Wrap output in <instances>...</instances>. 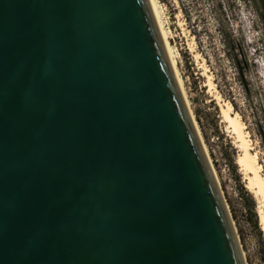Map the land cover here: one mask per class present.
Segmentation results:
<instances>
[{"label": "water", "instance_id": "1", "mask_svg": "<svg viewBox=\"0 0 264 264\" xmlns=\"http://www.w3.org/2000/svg\"><path fill=\"white\" fill-rule=\"evenodd\" d=\"M150 0H0V264H246Z\"/></svg>", "mask_w": 264, "mask_h": 264}, {"label": "rangeland", "instance_id": "2", "mask_svg": "<svg viewBox=\"0 0 264 264\" xmlns=\"http://www.w3.org/2000/svg\"><path fill=\"white\" fill-rule=\"evenodd\" d=\"M168 38L177 54V68L183 81L187 100L193 113L202 143L207 150L211 168L228 205L246 264H264V234L260 226L258 204L247 189V181L237 165L240 149L236 137L228 130L223 112L231 105L229 91L238 107L232 113L243 122L251 152L257 156L264 177V148L255 123L264 127V2L263 0H158ZM237 49L242 68L253 95L252 106L240 83L236 65L228 58L227 42ZM242 56V59H241ZM244 60L246 63H244ZM191 73L196 77L197 89ZM213 102V103H211ZM214 105L219 115L214 112ZM233 107V106H232ZM253 108V110H252ZM197 113L202 126L197 121ZM257 113V114H256ZM217 117V118H216ZM256 117V118H254ZM245 121L247 123H245ZM218 125L231 143L214 133ZM229 131V132H228ZM234 156L235 166L225 158ZM256 203L258 230L250 223L247 207L250 199ZM260 232L262 234H260ZM263 235V241L261 240Z\"/></svg>", "mask_w": 264, "mask_h": 264}, {"label": "bare ground", "instance_id": "3", "mask_svg": "<svg viewBox=\"0 0 264 264\" xmlns=\"http://www.w3.org/2000/svg\"><path fill=\"white\" fill-rule=\"evenodd\" d=\"M152 8L154 10L161 34L163 36L168 54L170 56L172 65L174 67L177 79L179 81L181 90L183 92L186 104L189 108L191 117L193 119V122L195 124V127L197 129V132L199 133L198 127H197V123L195 121V118L193 116V113L190 109V104L189 101L187 100L186 97V93H185V89L183 86V81L182 78L179 74L178 68H177V54L173 48V46L171 45L169 38H168V31L165 27V24L163 22V17H162V10H161V6L158 2V0H150ZM233 107L231 105H228L227 110H225L223 112V120L224 123L227 125L228 130L236 137L237 139V143L238 146L237 148L240 149V157L237 160V165L240 167V171L242 172V174L245 176L244 178L247 181V189L248 191L254 195L255 200L257 201V206H258V215L260 218V226H261V230L264 234V177L261 175V170L262 167L258 164V158L256 155H254L251 152L250 146L248 144V140L246 138V132L244 131L245 126L243 124V122L241 121L239 115L237 114H233L232 113ZM228 131V132H229ZM200 136V133H199ZM201 138V136H200ZM202 141V139H201ZM204 150L207 154V150L205 148V146L203 145ZM215 175V173H214ZM216 177V175H215ZM217 179V178H216ZM218 183V181H217ZM219 185V183H218ZM227 210H228V205L226 206ZM229 215L230 212L228 211ZM232 218V217H230ZM233 219H231L232 221ZM237 238L239 237L234 225V222L232 221ZM240 242V240H238ZM240 244V243H239ZM241 246V244H240Z\"/></svg>", "mask_w": 264, "mask_h": 264}, {"label": "trees", "instance_id": "4", "mask_svg": "<svg viewBox=\"0 0 264 264\" xmlns=\"http://www.w3.org/2000/svg\"><path fill=\"white\" fill-rule=\"evenodd\" d=\"M263 2H264V0H263ZM227 46H228V52L226 54H227L229 60L234 65H236V69H237L238 75L240 77V83H241V85L243 86V88H244V90L246 92V96L248 98L249 105L252 106L253 105L252 104V102H253V95H252V92L250 90V85H249V83L247 81V78H246V75L244 73V70L242 68V62L239 59V55L236 53L237 52V49L233 45H231V42H229V41L227 42ZM241 59H242V56H241ZM244 63H246L245 60H244ZM190 78H193L194 79V84L197 86L196 87L197 89L203 90L202 88H200V86H198V82H197L198 79H196V77L194 76L193 73H191ZM228 97L230 98V100H231L230 102H231L233 108L235 109V111H238V107H237V105L235 103V99H233L232 93L230 91L228 93ZM211 103H213V102H211ZM213 110H214L215 113H217L216 115L218 117L219 110L217 109V107H215V105H214V109ZM252 110H253V108H252ZM254 118H256V117H254ZM197 121H198L199 125L201 126V128H203L202 121H201V118L198 116V113H197ZM263 121H264V119H263ZM245 123H247V122L245 121ZM213 130H214L213 131L214 133H217L219 135V139L226 140L228 142V145L227 146L229 147V149H232L233 150V147L231 146V143L228 141V139L225 137V135L220 133L219 127H218L217 124L214 125ZM255 131L259 135L260 140H261V144L263 145V148H264V127L262 126V120L261 119H259L258 121H256V123H255ZM225 156H226L225 158H227V160H229L230 164H232L233 166H235V162L236 161L234 160V156L231 155V154L230 155L229 154H226ZM243 190L245 191L246 189L244 188ZM245 193H246L247 197L250 199V202H251L250 205L247 207L248 212L252 215V218L249 219L250 220V223L251 224L253 223L255 225V227L258 230H260L259 229L258 216H257V214L255 212L256 211V203H255V201H253V199L251 198L250 194L247 191H245ZM260 234H262V233L260 232ZM261 240L263 241V235H261Z\"/></svg>", "mask_w": 264, "mask_h": 264}]
</instances>
